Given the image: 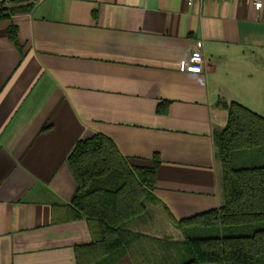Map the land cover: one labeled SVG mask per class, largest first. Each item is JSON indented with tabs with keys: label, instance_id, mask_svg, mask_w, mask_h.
<instances>
[{
	"label": "crops",
	"instance_id": "obj_1",
	"mask_svg": "<svg viewBox=\"0 0 264 264\" xmlns=\"http://www.w3.org/2000/svg\"><path fill=\"white\" fill-rule=\"evenodd\" d=\"M0 4L19 10L0 22V264H77L92 234L65 219L67 159L97 134L133 166L160 158L153 194L176 221L222 205L221 102L264 118V1ZM198 42L207 64L188 73ZM131 227L141 236L120 264H174L171 229L143 217Z\"/></svg>",
	"mask_w": 264,
	"mask_h": 264
},
{
	"label": "trees",
	"instance_id": "obj_2",
	"mask_svg": "<svg viewBox=\"0 0 264 264\" xmlns=\"http://www.w3.org/2000/svg\"><path fill=\"white\" fill-rule=\"evenodd\" d=\"M18 9L0 4V22ZM18 44L16 30L8 29ZM223 129L214 131L222 169L223 203L190 218L170 219L182 235L180 264H264V118L240 103H222ZM152 165H132L102 134L80 140L67 162L76 192L63 209L66 221L85 219L92 243L75 248L77 264H120L140 237L131 224L146 213L154 197L160 158ZM175 264V263H174Z\"/></svg>",
	"mask_w": 264,
	"mask_h": 264
},
{
	"label": "rangeland",
	"instance_id": "obj_3",
	"mask_svg": "<svg viewBox=\"0 0 264 264\" xmlns=\"http://www.w3.org/2000/svg\"><path fill=\"white\" fill-rule=\"evenodd\" d=\"M145 212L146 213L142 217L148 218V220L153 221L158 228H161L162 230H164V228H167V230L171 229L170 235H172L171 238L174 239V248L172 251L174 252V256L172 259L175 264H180V262H182L183 260L182 258L185 257V253L182 250V245L180 244L181 241H179L184 239L181 231L176 228V226L173 224V221L170 219L169 214L165 212L164 208L162 209V207L159 206L158 203L149 201V203H147L146 205Z\"/></svg>",
	"mask_w": 264,
	"mask_h": 264
},
{
	"label": "built area",
	"instance_id": "obj_4",
	"mask_svg": "<svg viewBox=\"0 0 264 264\" xmlns=\"http://www.w3.org/2000/svg\"><path fill=\"white\" fill-rule=\"evenodd\" d=\"M191 3H202V2H208V0H189ZM218 1H233V0H218ZM253 5L255 6L256 10L262 9V4L264 0H250ZM185 70L188 73L197 74L202 73L204 71V67L207 64L205 60V56L201 49V43L198 42L196 44L195 50L192 52V54L188 57L186 60Z\"/></svg>",
	"mask_w": 264,
	"mask_h": 264
}]
</instances>
